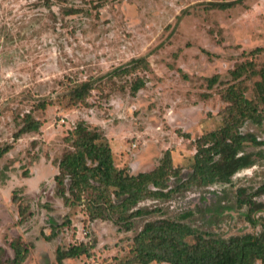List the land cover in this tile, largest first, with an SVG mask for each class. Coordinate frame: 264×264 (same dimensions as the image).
Returning <instances> with one entry per match:
<instances>
[{"label":"rangeland","instance_id":"rangeland-1","mask_svg":"<svg viewBox=\"0 0 264 264\" xmlns=\"http://www.w3.org/2000/svg\"><path fill=\"white\" fill-rule=\"evenodd\" d=\"M139 57L148 69L122 72ZM263 67L264 0H0V146L12 144L0 157V264L13 256V240L28 248L21 264H140L134 236L156 218L215 238L259 234ZM137 78L144 85L133 91ZM88 79L87 97L74 103L73 89ZM231 87L248 100L246 115ZM25 113L40 126L14 140ZM79 122L100 131L114 164L130 173L152 170L167 154L172 191L139 201L132 210L143 213L126 212L119 224L112 215L90 221L54 181L65 136ZM225 125L251 136L239 154L252 164L224 182L191 178L198 139ZM77 241L93 246L90 255L59 262L56 248Z\"/></svg>","mask_w":264,"mask_h":264},{"label":"trees","instance_id":"trees-1","mask_svg":"<svg viewBox=\"0 0 264 264\" xmlns=\"http://www.w3.org/2000/svg\"><path fill=\"white\" fill-rule=\"evenodd\" d=\"M232 5V1L211 3L212 7L220 9ZM132 63V67H125L122 72H130L139 66L148 69L149 66L145 57L134 58ZM260 74L261 80L257 84L261 101L264 102V67ZM143 85L144 80L137 78L131 89L137 91ZM89 90V79L81 81L73 89L74 103L83 101ZM230 93L239 106L244 103L243 110H239L244 115L249 102L243 97V92L231 87ZM23 119L24 124L12 135L14 140L22 133L38 130L40 126V122L28 113L24 114ZM234 128L233 125H225L198 139L191 178H200L203 183L214 180L224 182L238 169L252 164L248 154H239L243 141L251 136L241 134ZM65 141L69 147L62 153L58 161V173L54 175L57 194L66 202L71 201V204L81 203L90 221L112 215L119 224L125 219L123 215L126 212L128 216L143 213L138 208L132 210L139 201L164 197L172 191L169 186L170 157L167 154L157 167L134 174L114 164L111 148L104 135L97 129L89 128L85 122L77 123L65 136ZM11 147V143L1 145L0 157ZM173 174L177 175V172ZM189 182L183 181L179 187ZM257 191L264 192V183ZM12 199L14 202L19 201L15 195ZM18 209L21 219L25 210L20 207ZM124 223L130 229L131 223ZM50 233L53 234V231ZM10 246L13 256L2 264H21L28 253L27 246L20 240L11 241ZM92 247L82 241L71 243L65 248L57 247L56 259L61 262L63 258L88 256ZM132 250L140 264L152 261L169 264H264V229L256 236L245 233L222 239L205 236L203 232L180 220L156 218L144 222L134 236Z\"/></svg>","mask_w":264,"mask_h":264},{"label":"flooded vegetation","instance_id":"flooded-vegetation-1","mask_svg":"<svg viewBox=\"0 0 264 264\" xmlns=\"http://www.w3.org/2000/svg\"><path fill=\"white\" fill-rule=\"evenodd\" d=\"M262 184H263V183H262ZM262 184H261V185H262ZM258 187H259V186H258Z\"/></svg>","mask_w":264,"mask_h":264}]
</instances>
